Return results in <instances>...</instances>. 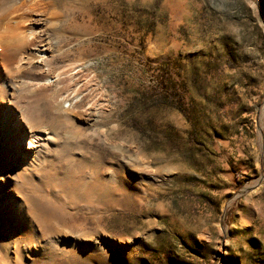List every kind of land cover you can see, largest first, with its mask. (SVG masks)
<instances>
[{
    "label": "rangeland",
    "instance_id": "374dc122",
    "mask_svg": "<svg viewBox=\"0 0 264 264\" xmlns=\"http://www.w3.org/2000/svg\"><path fill=\"white\" fill-rule=\"evenodd\" d=\"M15 7L0 37L37 39L0 45V157L67 217L41 238L0 174V264H264V0ZM38 95L29 129L8 104Z\"/></svg>",
    "mask_w": 264,
    "mask_h": 264
},
{
    "label": "bare ground",
    "instance_id": "6f19581e",
    "mask_svg": "<svg viewBox=\"0 0 264 264\" xmlns=\"http://www.w3.org/2000/svg\"><path fill=\"white\" fill-rule=\"evenodd\" d=\"M23 5L27 4L28 0H20ZM18 0H0V27L3 30H6V25H3V20L8 18V15L12 16L15 13V4H17ZM24 14V12H23ZM9 16V17H10ZM7 17V18H6ZM24 20V19H23ZM25 24V20L23 21ZM23 26V25H22ZM1 29V30H2ZM37 39L36 35L32 33H28L27 31L22 30L21 34L9 36V37H0V45H2L7 50V55L12 57L15 53L20 51L26 44L31 40ZM46 49L38 50L39 53H44ZM40 63V62H37ZM72 73V72H71ZM75 73V72H73ZM54 75L52 78H55ZM3 87V86H1ZM74 96V95H73ZM2 97V96H1ZM58 97V96H57ZM51 98V97H50ZM49 97L44 96H36L31 101H26L28 104L26 107L22 109H16V106L9 101L8 106L14 110L15 114L18 116L22 125L28 126L29 129L36 127L37 124L43 123L48 114H50V109L52 108ZM62 100V99H61ZM67 100V99H65ZM52 110V109H51ZM2 111V110H1ZM4 131H0V147L3 149L4 155L16 156L18 146L21 145L22 137L18 132L16 133L14 130L18 128V125L8 119H4ZM24 134L28 133V131H22ZM31 136V135H30ZM15 148V149H14ZM2 153V151H1ZM3 155V156H4ZM2 157V156H1ZM0 157V174L6 178L4 183L5 187L11 191V193L23 194L25 195L26 206L28 208L29 215L33 216V221L37 222V230H39V236L43 237H51L50 234H58L55 232L58 223H62L65 219L66 214L61 212V209L50 206V201H47L45 198L39 195L41 188L40 186H34L29 179H25L24 175L20 170H16L14 175L11 173V169H15L14 161H6L3 157ZM14 167V168H13ZM44 182L53 186L54 184L51 182L53 180L50 176L44 177ZM58 185H63L59 183ZM58 185L55 187L58 188ZM64 188L62 190H66L68 187V183L64 184ZM94 189V188H93ZM92 189V190H93ZM73 201L74 198H71ZM75 201V200H74ZM74 207L71 208V214L74 212ZM33 212V213H32ZM67 212V211H66ZM17 220H21L17 218ZM6 249V248H4ZM0 262L3 263V259L0 256ZM5 263V262H4Z\"/></svg>",
    "mask_w": 264,
    "mask_h": 264
}]
</instances>
